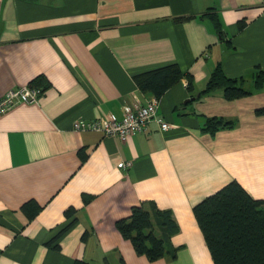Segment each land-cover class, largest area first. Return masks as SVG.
<instances>
[{
	"label": "crops",
	"instance_id": "1",
	"mask_svg": "<svg viewBox=\"0 0 264 264\" xmlns=\"http://www.w3.org/2000/svg\"><path fill=\"white\" fill-rule=\"evenodd\" d=\"M218 63L247 95L201 94ZM171 64L191 91L184 77L160 98L138 89L135 76ZM260 73L264 0H0V98L42 89L0 113V264H214L193 207L231 181L264 200ZM152 98L169 130L154 118L122 141L73 128ZM208 117L231 125L211 134ZM143 202L176 224L173 259L149 261L115 228Z\"/></svg>",
	"mask_w": 264,
	"mask_h": 264
},
{
	"label": "trees",
	"instance_id": "2",
	"mask_svg": "<svg viewBox=\"0 0 264 264\" xmlns=\"http://www.w3.org/2000/svg\"><path fill=\"white\" fill-rule=\"evenodd\" d=\"M212 21L220 32L221 27L216 18H212ZM242 27L243 25L240 24L239 28ZM183 77L187 80L186 89L191 91L192 75L188 72L182 73L176 64L139 74L134 80L139 90L160 98L169 87ZM258 77L256 85L261 87L264 74L260 73ZM241 81V77H228L218 63L201 94L222 88L227 99H236L248 94L240 87ZM258 111L264 112V108ZM229 125L231 121L208 117L205 118L203 130L212 134L220 127ZM78 154L82 159L85 157L83 149L79 150ZM38 208L39 206L33 201L22 205V210L29 216L36 214ZM69 212L70 210H66V214ZM193 215L214 264H264V200L251 197L238 182L231 181L202 199L194 205ZM115 228L131 242L138 255L145 256L149 261H156L168 252L165 246L178 230L169 212L160 210L153 202L132 206L130 215L117 220ZM168 253L173 259L176 250L171 249ZM74 264L87 263L75 260ZM119 264L126 263L121 259Z\"/></svg>",
	"mask_w": 264,
	"mask_h": 264
},
{
	"label": "built area",
	"instance_id": "3",
	"mask_svg": "<svg viewBox=\"0 0 264 264\" xmlns=\"http://www.w3.org/2000/svg\"><path fill=\"white\" fill-rule=\"evenodd\" d=\"M38 86L24 85L8 89L0 98V113L10 109L17 103L37 102L38 95L41 93ZM156 99L152 98L146 106H140L135 100L130 105H124L121 119H116L111 115L92 121H76L73 125L74 130H94L101 131L106 135L117 136L125 141L130 135L144 130L147 122L153 120L156 111ZM161 131L169 130L171 124L162 118H155Z\"/></svg>",
	"mask_w": 264,
	"mask_h": 264
}]
</instances>
